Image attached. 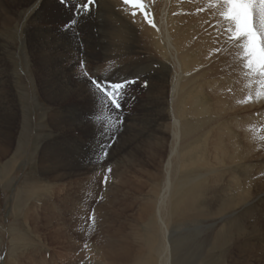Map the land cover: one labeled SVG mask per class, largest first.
Listing matches in <instances>:
<instances>
[{
	"label": "rangeland",
	"instance_id": "1",
	"mask_svg": "<svg viewBox=\"0 0 264 264\" xmlns=\"http://www.w3.org/2000/svg\"><path fill=\"white\" fill-rule=\"evenodd\" d=\"M2 1L9 7L10 16L4 21L7 12L0 10V58H4L0 60V126L6 125V118L14 119V124L8 144L6 137L0 138V264H165L169 254L163 251V231L151 232L145 210L156 199L155 189L160 183L141 133L149 126L148 118L153 114L150 107L158 104L162 95L168 98L176 76L171 60L151 45L149 24L140 16L133 23L129 15H125L126 22L115 6H105L99 0L93 11L95 28L91 29V39L87 30L64 31L67 22L62 17H48L52 13L47 12V7L52 0H31L18 8L7 3L9 0ZM183 1L188 6L182 10L178 5V9L186 24H197L191 38L196 43L201 41L203 50L206 43L212 48L209 58L205 60L200 55L201 63L190 68L188 74L203 72L202 85L206 88L202 87V93L227 105L236 101L233 104L237 109L226 113L243 115L240 123H245L247 110L240 107L246 103H241L244 98L238 94L243 64L237 54L239 49L220 34L225 22L217 12L219 6L215 0H178ZM145 3L158 24L165 0ZM61 10L68 11L65 7ZM69 38L71 43L67 42ZM54 43L59 45L55 44L57 50ZM129 44L137 50H128L127 54ZM229 52L233 53L232 68L225 64ZM4 63L6 70L2 69ZM85 71L99 79L136 82L123 90L117 110L100 93L92 99ZM159 73L166 77L165 93L156 77ZM252 78L259 83V78ZM206 80L216 84L207 88ZM258 88L263 98L253 104V112L264 108V86L259 83ZM87 111L91 119L86 118V123L95 127V152L101 144H110L111 149L91 173L61 177L65 163L81 156L83 149L79 132L71 135L70 126L60 123L58 128L51 118L79 119ZM252 119L250 124L263 126L264 112ZM119 141L129 143L128 148L117 152ZM83 145L88 151V145ZM108 168L111 172L106 171ZM49 170L56 172L49 176ZM256 172L260 179L264 178V167ZM105 177L107 183L103 182ZM91 183L94 195L83 190ZM212 206L214 210L216 205ZM62 216L71 219L65 221ZM217 218L210 217L208 221ZM82 223L91 228L81 232ZM202 226L200 222L169 225L166 239L169 245L178 237L193 240L203 235L197 228ZM219 226L214 224L205 232ZM216 259L221 256L216 255Z\"/></svg>",
	"mask_w": 264,
	"mask_h": 264
},
{
	"label": "bare ground",
	"instance_id": "2",
	"mask_svg": "<svg viewBox=\"0 0 264 264\" xmlns=\"http://www.w3.org/2000/svg\"><path fill=\"white\" fill-rule=\"evenodd\" d=\"M29 1L31 0H9L7 3L18 8ZM101 1L105 6H115L117 11L122 13L121 19L127 22L125 15L128 14L122 10V0ZM49 3L51 6L47 7V12L53 15L50 14L48 17L54 16L55 20L62 17L66 22L71 18V13L63 12L61 8L64 6L57 0ZM178 5L182 7V10L185 5L188 6L185 1L179 3L178 0H165L159 23L156 24L155 21V27L149 25L151 45L161 55L171 60L176 76L170 84L168 98L162 95L158 104L150 107V112L153 114L149 115L147 122L149 126L141 133V138H145L144 145L150 148V160L154 169L158 171L156 181L160 183L155 189L156 199L145 206L151 232L155 233L158 229L163 231V251L167 256L169 254L165 264H264V178L260 179L256 172L257 168L264 167V157H262L264 155V125L250 124L252 117L255 118L264 112V108L256 112H253L254 107L252 109L253 104L263 98V93L258 88L259 83H254L252 76L243 68V78L240 82L238 81L240 83L238 94L243 96L244 100L248 96L252 97V102L240 107L244 111L247 110L245 123H240L243 115L237 117L226 113L228 110L237 109V106L233 104L236 101L227 105L225 101L219 98L214 99L207 92L202 93V87L206 88L205 82V86L202 85L204 73H195V75L188 73L190 68L201 63L200 55L205 60L209 58L212 48H209L210 44L206 43V48L203 50L200 40V42H194L191 31L197 24L189 21L187 26ZM118 7L121 10H118ZM0 10L7 12L4 19L6 21L10 16V9L5 1L0 0ZM128 11L130 12L131 9ZM174 11L177 12L176 16L173 15ZM182 21L185 22L184 25L181 24ZM75 28L80 31L87 30L86 35L92 36L91 29L95 28L93 12L80 18ZM71 41L72 38L67 40L70 43ZM86 41L89 40L86 39ZM55 44L57 43H54L53 47ZM56 46L59 48L58 44ZM56 46L55 50H57ZM128 50L134 52L137 49L129 44L127 54ZM232 54L229 52L227 55L225 64L228 68H232L234 62L231 61ZM3 59V57L0 58L1 61ZM2 69L6 70L5 63ZM240 72H242L241 68ZM159 75L156 77L165 93L168 88L166 77L164 74L159 73ZM195 77L201 80L197 81ZM186 78L188 80L183 84ZM206 81L207 88L216 84L211 80ZM9 109L12 110V107L10 106ZM86 118L91 119L88 111L81 114L79 119L51 118L58 128L60 123L70 126L73 131L70 132L71 135L79 132L78 137L81 138V143L77 142L83 149L81 156L75 159L73 157L65 163V172L61 174V177L80 175L84 172L91 173L99 168V163L102 161L97 155L100 150L95 152L94 124L86 123ZM6 120L8 121L4 122L6 125L0 126V138L6 137L5 142L8 144L14 119L6 118ZM83 143L88 145V151H84L86 149ZM128 144L119 141L116 151L128 148ZM112 156L113 154L110 155ZM55 172L56 170L47 171L49 176L54 175ZM88 185L90 187L83 189L84 192L88 191L94 195L93 184ZM208 199H210L209 202ZM213 204L216 205L214 210L211 209ZM215 216L218 217L217 220L208 221L210 217ZM65 218L62 216V220ZM69 219L71 218H66L65 221ZM190 222L202 223L203 226L197 228H201L203 235L200 237L197 235L198 237L193 240L190 237H178L169 245L166 239L170 235L169 225L174 227ZM214 224L220 226L205 232ZM88 227L91 228L89 224L85 226L82 223L79 230L86 232ZM87 232L89 234L90 230ZM18 242L17 239L16 243ZM216 255H220L221 259H216ZM234 255L237 257L235 258Z\"/></svg>",
	"mask_w": 264,
	"mask_h": 264
},
{
	"label": "snow or ice",
	"instance_id": "3",
	"mask_svg": "<svg viewBox=\"0 0 264 264\" xmlns=\"http://www.w3.org/2000/svg\"><path fill=\"white\" fill-rule=\"evenodd\" d=\"M57 2L71 13V18L63 25L64 31H71L79 23L80 18L88 16L96 10L99 0H79L78 3L76 0H57ZM215 4L219 6V16L225 22L220 34L239 49L238 55L243 63V68L250 76L259 78V83L264 86V0H215ZM122 5V10L132 18L133 23L140 16L143 18V22L152 27L156 26L145 0H122ZM129 9H131L130 12ZM217 27H219V21ZM76 35H79V31L76 32ZM82 45L83 41H81ZM80 67L84 68L83 61L80 62ZM84 74L87 83L91 85L89 92L92 99L95 100L97 93H100L117 110L121 107L123 90L128 84L136 82L135 80L114 82L95 78L86 71ZM144 86H147V81L144 82ZM257 95L259 97V93ZM250 102H252L251 96L241 101V103ZM110 146V144L100 145V152L97 155L101 160L107 158ZM106 171L111 172V169L108 168ZM103 182L107 183V177ZM85 247H87L86 244Z\"/></svg>",
	"mask_w": 264,
	"mask_h": 264
}]
</instances>
